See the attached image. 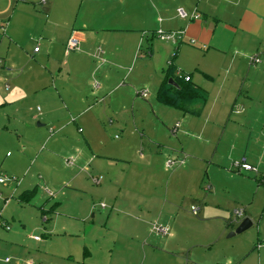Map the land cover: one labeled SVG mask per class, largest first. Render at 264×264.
Returning <instances> with one entry per match:
<instances>
[{"label": "crops", "instance_id": "obj_1", "mask_svg": "<svg viewBox=\"0 0 264 264\" xmlns=\"http://www.w3.org/2000/svg\"><path fill=\"white\" fill-rule=\"evenodd\" d=\"M39 7H42L41 11ZM179 8L189 15L197 13L199 19H180L177 16ZM8 15V20L14 17L16 19L12 24V32L8 28L7 35L0 37V154L5 152V159L0 158V169L4 172L23 174L35 152L31 149L34 148L33 143L43 141L53 150H59L61 145H65L64 154L72 152L73 144L78 142L81 151L86 154L89 152L91 162L98 161L95 157L103 159L102 163H96L95 170H106L109 167L106 159L109 162L117 159L95 154L100 147L105 146L100 142L106 132L103 128L104 118H108V123L113 125L111 116L115 114L113 110L118 108L130 111L132 117H148V108L153 112L154 102L158 103L156 92L169 70L181 79L188 76L193 85L208 93L206 104L201 108H194L200 114L208 105L224 109L232 102V107L235 108L239 104L236 94L244 76H264V69L256 66L264 62V0H0V19ZM28 19H32L31 23L27 22ZM23 28L28 29V36L41 42L42 48L37 52L33 51L32 55L23 53L17 37ZM157 31H182L183 37L177 43L165 42L156 37ZM73 33L80 41L79 50L66 54L65 44ZM155 55H158L156 61H161L158 65L160 83L155 91V101L147 103L145 100L148 98V89L142 88L143 85L134 79L143 73L141 68H144V62L151 63ZM253 58H257L259 62H253ZM140 60L141 63L138 62ZM137 62L139 64L136 76L128 72L125 85L122 81L124 76L118 71L115 72L114 66L126 69L128 64H132L135 68ZM257 90L260 92L258 97ZM142 91H146L145 97L140 95ZM252 92L246 96L249 102L255 98L260 100L259 103L264 101V83L254 85ZM180 112L200 117V114ZM160 113L166 120H170L168 116L172 117L171 120L180 117L179 114L162 108ZM235 113L240 112L236 110ZM71 124L82 130L78 131L80 137L73 132ZM116 124L120 125L117 122ZM191 124V120L182 116L180 123L177 121L170 127V135L176 137L179 132L187 135L189 131L185 126ZM45 125L51 126V129L43 130ZM137 125L139 128L143 127L142 121H137ZM204 128L201 127L200 133L206 131ZM139 134L142 139L143 133ZM75 136L82 138V144L79 140H74ZM240 136L235 133L228 140L226 157L237 156L229 159L231 170L235 171L234 162L245 156L248 163L255 168L251 173H261L262 169L260 179H264V129L261 130L260 140L258 135L254 139L250 136L242 140ZM33 138H36L35 142ZM150 138L161 141L154 138L153 134ZM232 138L235 139L234 142ZM55 141L58 145L53 143ZM141 145L143 144L140 143ZM127 150L128 147L124 152ZM133 150L134 154L138 153L136 144ZM176 151L178 153L169 158L168 154L161 155L165 158L166 170L170 169L166 167V161L170 159L183 161V165L177 167L185 166L189 155L183 148ZM54 154V151L41 150L38 158L42 156L43 159L50 160L51 155L56 156ZM139 156L143 158L141 150ZM194 162L199 163L195 159ZM83 168L86 173L94 171L88 166ZM7 174H0V177L15 178L12 177L15 175ZM98 178L100 185L102 177ZM76 179V176L70 174L69 180L59 179L57 185L67 184L66 188H75L71 186V182ZM15 180L0 183L5 189L12 188L16 195L11 201L8 197H3V191L0 190V201L3 202L0 204V218L5 221L2 226L9 227L6 231L10 230L9 220L3 215H7L14 222V214L23 211L27 207L25 205H33L31 201L36 196V188L30 189L29 181L18 192L17 188L22 181L17 178ZM47 183L54 186L53 181L48 180ZM32 190H35L32 198L27 201L21 198L23 193ZM58 206L60 205L55 203L49 210L41 206V217L56 213ZM196 211L198 214V209ZM242 213L244 214L243 211ZM258 235L262 236V240L258 236L255 244H263L264 230L262 233L258 231ZM16 236L17 234H12L10 239ZM176 236L177 233L170 240L176 239ZM181 237L184 238V235L181 234ZM35 241H40V238ZM3 245H6V241L1 240L0 248ZM253 250L258 252L255 254ZM247 255L251 259L249 264H264V247L258 249L256 245L249 251L241 250L238 257L224 259L226 262L219 263L216 259L211 263L234 264L238 261L242 264L244 256ZM203 257V261L195 259L186 264H206L207 259L204 255ZM7 260L8 258L5 263H8ZM16 264L32 263L25 260Z\"/></svg>", "mask_w": 264, "mask_h": 264}, {"label": "rangeland", "instance_id": "obj_2", "mask_svg": "<svg viewBox=\"0 0 264 264\" xmlns=\"http://www.w3.org/2000/svg\"><path fill=\"white\" fill-rule=\"evenodd\" d=\"M41 8L38 9L41 11ZM8 18L9 15L0 19V37L7 35L8 28L12 32L16 18ZM28 21L31 23L32 19ZM23 29L17 37L23 53L32 55L34 48H42L41 42L28 36V29ZM157 56L151 63L144 62L140 77L136 76V71L141 60L135 68L132 64H128L126 69L114 66V71L124 76L122 81L125 85L129 72L136 76L134 81L148 89L147 103L155 101V91L160 83L158 65L161 61H156ZM256 66L264 69V62ZM96 79L98 82L97 76ZM241 83L236 94L240 105L233 108L231 102L224 109L208 105L200 117L184 115L156 102L153 112L147 104L150 115L143 118L132 117L128 110H113L115 114L111 119L114 124H109L108 118L103 121L106 132L100 142L105 146L94 153L118 161L109 162L106 159L109 167L102 172L95 167L103 159L95 157L98 161L91 162L89 152L81 151L78 142L67 154L63 153L65 145L53 150L46 145V141L33 143L34 148L31 149L35 152L23 174L0 169L1 175L9 173L7 176L15 175L12 177L22 181L18 192L27 185V181L30 189L36 188V196L31 201L33 205H25L27 207L23 211L14 214V222L3 215L9 220V231L2 226L5 221L0 218V241H6V245L0 248V264H16L25 260L32 264H186L195 259L203 261V255L207 259L206 264H213V260L223 263L228 257L240 256L241 250L253 249L257 245L258 231L262 233L264 230V179H260L263 170L260 169L258 174L232 171L229 159L237 156H226L228 140L235 133L241 135V140L250 136L254 139L257 135L260 140L261 130L264 129V101L259 103L257 98H251L252 102H249L246 96L253 93L254 85L264 83V76L246 74ZM259 95L257 90L256 97ZM161 108L180 117L171 120L172 117L168 116L170 120H166V117L162 118ZM236 110L240 113L236 114ZM182 116L192 122L185 126L189 132L187 135L179 132L172 137L170 127L177 121L180 123ZM247 117L249 120L246 121ZM136 120L138 123L142 121L143 127L139 128ZM202 126L206 131L200 133ZM70 127L81 136L74 124ZM49 129V125L43 128ZM139 133H143L142 139ZM152 134L161 141L150 138ZM78 136L74 140L82 144V138ZM32 140L35 142L36 138ZM232 141L235 139L232 138ZM53 143L58 145L57 141ZM140 143L143 145L140 146ZM134 144L138 149L136 155ZM92 145L94 147L95 142ZM80 146L84 149L83 145ZM127 147V152H124ZM180 148L189 155L185 166L166 170L165 158L161 155L172 157ZM41 150L54 151L56 156L51 155L50 160L42 156L38 158ZM140 150L142 159L139 158ZM70 157L75 161L73 167H67L65 163ZM0 158L5 159V152L0 154ZM87 166L94 171L86 173L83 167ZM69 173L77 177L75 182H71L75 188H66L67 184L57 185L59 179L69 180ZM98 177H102V182L95 185L92 178ZM48 180L53 181V187L47 183ZM1 186L3 197L13 201L16 195L12 188ZM55 203L60 205L56 213L41 217V206L49 210ZM192 207L198 209V214L193 215ZM236 210L244 212L241 218H236ZM245 219L250 220L252 226L228 238ZM155 227L166 228L168 234H159ZM176 233V239L170 240ZM12 234L17 236L10 239ZM35 236L40 241H35ZM259 237L262 240V236ZM253 252L256 254L258 251ZM248 256H244L242 264L251 262ZM6 258L8 263H5Z\"/></svg>", "mask_w": 264, "mask_h": 264}, {"label": "built area", "instance_id": "obj_3", "mask_svg": "<svg viewBox=\"0 0 264 264\" xmlns=\"http://www.w3.org/2000/svg\"><path fill=\"white\" fill-rule=\"evenodd\" d=\"M42 3H44V1H42ZM177 16L180 19L183 20H198L199 19V15L197 13H193L191 15H189L185 10H183L182 8L177 9ZM3 29V27L1 28V30ZM156 37L161 40V41H165V42H172V43H177V41H180L181 38L183 37V32L179 31V32H171V33H164L162 31H157L156 32ZM79 39L77 38V36L73 33L70 35V37L68 38L66 44H65V53L69 54L71 52H75L79 50ZM35 52L38 51L37 48H35L34 50ZM101 51L99 50V53ZM253 62H259V60L257 58H253L252 59ZM2 65V61L0 60V66ZM184 80L187 82L189 81V77L186 76L184 77ZM140 95L142 97L146 96V91H142L140 92ZM80 131V130H79ZM66 165L67 166H72L74 165V159L70 158L66 160ZM179 165H183V161H177V160H167L166 161V167L168 168H172L174 166H179ZM233 167L235 169V171L237 172H253L255 171V168H253L252 165H250L247 161V158L245 156H241L236 162H234ZM11 181H16L15 178H5V177H0V183H5V182H11ZM92 182L96 185L99 184L100 179L98 178H92ZM48 194H50V192L46 191ZM192 213L194 215H196L197 211L195 208L192 209ZM236 218H240L242 216V211H235L234 212ZM5 229L8 230L9 227L7 225H4ZM155 231H157L159 234L161 235H167L168 231L166 228L163 227H155L154 228ZM35 240H39L38 237H34ZM264 247V243H257L256 248H261Z\"/></svg>", "mask_w": 264, "mask_h": 264}, {"label": "trees", "instance_id": "obj_4", "mask_svg": "<svg viewBox=\"0 0 264 264\" xmlns=\"http://www.w3.org/2000/svg\"><path fill=\"white\" fill-rule=\"evenodd\" d=\"M169 79H172L177 87H173L168 84ZM156 100L158 103L167 107L180 110L192 115H199V110H195V107H203L208 100V93L200 87L193 85L189 81H185L184 78L176 77L171 70L165 74L163 84L156 92ZM198 108V109H199ZM35 195V190L27 191L21 195V198L25 201L29 200Z\"/></svg>", "mask_w": 264, "mask_h": 264}, {"label": "water", "instance_id": "obj_5", "mask_svg": "<svg viewBox=\"0 0 264 264\" xmlns=\"http://www.w3.org/2000/svg\"><path fill=\"white\" fill-rule=\"evenodd\" d=\"M168 84H170L173 87H177V84L172 79H169ZM251 226H252L251 221L248 219H245L240 223L239 227L234 232H231L227 237L230 238V237H233L237 234H240V233L246 231Z\"/></svg>", "mask_w": 264, "mask_h": 264}]
</instances>
